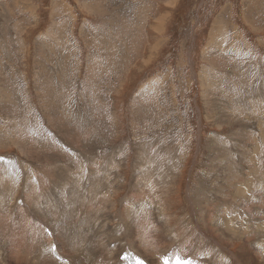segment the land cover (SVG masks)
I'll list each match as a JSON object with an SVG mask.
<instances>
[{"label": "rangeland", "instance_id": "1", "mask_svg": "<svg viewBox=\"0 0 264 264\" xmlns=\"http://www.w3.org/2000/svg\"><path fill=\"white\" fill-rule=\"evenodd\" d=\"M232 170L260 215L247 199L227 202L229 229L264 223V0H0V240L6 220L16 224L10 258L26 219L39 236L30 248L71 264L44 235L54 191L76 207L103 198L98 211H113L104 225L117 234L124 198L141 209L153 198L173 228L193 213L204 228ZM140 216L130 239L122 231L132 249L118 264H150L160 245L167 264H207L202 251L191 259L152 241L161 225ZM85 227L92 234L82 223L75 233Z\"/></svg>", "mask_w": 264, "mask_h": 264}, {"label": "bare ground", "instance_id": "2", "mask_svg": "<svg viewBox=\"0 0 264 264\" xmlns=\"http://www.w3.org/2000/svg\"><path fill=\"white\" fill-rule=\"evenodd\" d=\"M235 173L234 170H232V173L230 174L232 176V179L228 182L225 181L224 184H226V186L225 188L223 187L224 194H221V198H218L219 201L214 202V200L211 199L207 202L206 205H208L209 203L211 205L209 206V208L206 206L207 209H204L203 211L204 228L199 226V220L197 219L195 213H193V218H189L190 214L181 218L178 224L173 228L171 227L172 220L169 219V217L162 219L158 216L160 207L157 205L158 203L153 198L151 199L153 200L152 203L148 207H146V201L142 202V209L137 204H133V202L124 198L122 200V205L123 203H125L123 208L126 205V209H124L127 212V215L125 214L127 216V220L123 219L118 221V228H116L119 229V231L117 234V230L111 231L113 228L110 225L108 227V223L104 225L106 221L105 219L109 218L108 215L112 214L113 211L111 212L110 210L109 212L108 210V215H106L105 218H102V210L99 209L101 213L100 211H98V207H101L99 204L102 205V208L105 205L103 204V198L95 196L93 198H90L86 202L78 203L79 206L76 207L77 203L74 206H71L68 197L64 193L61 194L63 191L61 192L57 190L54 191L52 196L49 198L50 201L48 200L50 202V206L47 208L42 206V216L46 225L44 235L53 237V239L57 243V247L69 256L65 257V260L72 259L71 264H118V261H123L122 258L124 256L123 253L125 249H132L131 246V248L128 246H126L125 248L126 239H120V236L123 234L122 231H124L125 235L129 237L128 235L130 234L131 229L135 227L134 222L141 217L140 215H147L146 217L142 218V220L157 219V222L160 223L159 225H161L159 230L153 229L151 231V240L154 241L156 238H158L157 236H162L161 239H164L165 241L163 242H166L165 246H184L186 247L185 249L188 255L191 256V259H193L194 256L196 258L200 257V254L197 255V253L195 252L202 251L201 254L204 253L202 255H204L203 258L206 259L205 261H207V264H264L263 219L259 218L256 223H254L252 228L247 226L242 231H233L229 229V222L223 216V212L228 206L227 202H231L233 200L239 205L238 202L244 199H247L246 204L248 205V209L253 210V212L251 211V214L255 215L256 217L260 215V212H257L258 207L254 208L256 198L253 195V187L248 186L246 188V194L243 193L237 187L240 182ZM234 188L235 190L233 193L232 191ZM257 202L262 203L261 199H257ZM46 206H48V204H46ZM217 206L218 208L220 207V209H218V213L215 212V208ZM135 210H138V214L136 216V219H133L129 215ZM6 221H9V227L6 230V232H8V235L5 233L4 238L0 240V264H13V261L16 262V264H23V262H25L26 264L51 263V259L48 255L45 259H41V254L46 253L48 250L46 247L40 246L38 252H35L30 248V239L34 238L39 240V236L36 232L35 226L26 219L21 220L22 241L19 245V249L17 250V261L10 258L11 254L9 256V251L12 252L14 248L12 239L14 237L13 229L16 224H14L10 220ZM110 221L111 220H109V222ZM76 223H82L83 226L90 224V229H92L93 231L92 234H90L88 230L89 227L83 228L80 233L76 234L74 229ZM185 223L189 224L188 227ZM100 225L102 227H100ZM209 225H212V229L208 227ZM154 232L156 234H154ZM110 236L117 239H112V242L110 241ZM239 240L242 241L240 247L237 250L232 251L231 248L234 247V241ZM128 243L129 242H127V244ZM11 246L12 248L10 249ZM160 246L161 247L154 252L155 254L153 256H150V264H167L166 261L156 258L159 254L166 256L168 252L162 249V245ZM115 260H117V262ZM125 262L131 264H146V261L144 260L134 262L130 260L127 261L126 258ZM190 262H192V260H190ZM190 262L187 261L186 263L191 264Z\"/></svg>", "mask_w": 264, "mask_h": 264}]
</instances>
